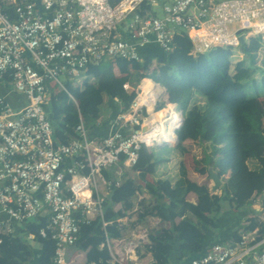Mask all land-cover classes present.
Wrapping results in <instances>:
<instances>
[{"label":"built area","instance_id":"built-area-1","mask_svg":"<svg viewBox=\"0 0 264 264\" xmlns=\"http://www.w3.org/2000/svg\"><path fill=\"white\" fill-rule=\"evenodd\" d=\"M242 34L264 38V0H0V79L27 98L16 108L0 92V212L7 215L5 222H30L49 213L40 233L56 241L51 264H77L68 257V247L80 240L83 223L99 218L113 262L157 264L150 228L138 225L117 238L108 234L104 189L120 186L123 171L109 180L104 169L122 163L133 171L143 145L177 141L155 140L149 132L163 123L152 116L164 108L159 103L165 87L153 77H143L136 86L125 81L124 89L135 96L128 107L115 98V129L92 138L79 112L77 136L62 144L55 141L46 104L57 88L68 90L65 82L82 80L91 65L143 60L138 48L146 44L170 52L186 35L191 53L198 55L215 47L240 48ZM147 79H154L162 93H148ZM179 112L175 133L183 124ZM191 264H264V239L216 242Z\"/></svg>","mask_w":264,"mask_h":264},{"label":"trees","instance_id":"trees-1","mask_svg":"<svg viewBox=\"0 0 264 264\" xmlns=\"http://www.w3.org/2000/svg\"><path fill=\"white\" fill-rule=\"evenodd\" d=\"M263 45L262 37L245 39L240 48L244 58L233 61L234 50L231 47H215L193 55L190 38L186 35L179 36L174 50H164L165 54L155 59V68H152L153 58L141 61L119 60L116 66L119 73L124 75L120 77L117 76L114 62L107 61L98 67L96 80L86 81L83 88L74 87L67 81L66 87L77 99L79 109L70 102V95L66 90H60L49 105L52 119L66 118L65 123H69L68 131L72 136L75 135L74 128L80 120L79 111L88 119L87 126H91L92 120L96 121L102 117L107 98H111V94L104 89L105 84H119L118 90L112 95L116 113L119 111L116 97L128 107L135 96L134 91L124 89L125 81L153 77L166 87V100L171 104L168 103L163 109L155 111L152 118L161 121L168 110L167 106L170 104L175 107L173 103H177L185 116L183 124L177 130V148L185 151L186 139L198 140L205 156L196 160V170L207 174L209 169L213 168L223 180L220 196L211 194L206 183L199 184L187 177L179 179L174 185L170 180H163L155 188L146 181L147 187L155 196L163 193L165 198L171 201L169 215L162 210L160 203L150 212L160 215L163 219H170L172 231L181 241L183 255L197 251V245L205 242L206 231L215 223L213 214L222 209L226 199L241 208L264 193V105L260 100L261 94L264 95V65H253L247 60ZM130 69H135L137 75L129 74ZM96 70L90 66L87 73L92 74ZM250 81L256 94H250L247 89V83ZM223 83L226 85V92L219 95L217 89ZM177 124L170 128L175 135L174 128ZM62 140L68 141V136L62 137ZM160 160L162 158L156 157L154 150L149 152L143 145L135 168L141 169L140 174L146 179L147 173L153 168V162ZM104 172L107 176L111 175V169H104ZM137 187L133 179L124 176L120 186H115L105 201L104 218L113 220V223L107 226L110 236L121 235L116 219L124 217L133 206L131 198L135 195ZM191 191L197 194L195 203L186 197ZM118 203H123L124 208L116 209ZM181 216L183 218L176 221V218ZM49 218V213H42L35 220L25 222L24 228L16 235L0 232V264H24L34 259V249L27 240L29 233H33L42 243L41 262H53L56 241L49 234L42 236L40 233L41 228L48 225ZM99 223V218L91 223H83L80 238L91 232ZM104 233L105 231L100 229L88 238L87 242L91 245L88 252L89 261L110 264L107 261V248H98L105 240ZM152 240V251L157 263L167 264V254L171 250V244L167 242L168 237L164 234L154 235Z\"/></svg>","mask_w":264,"mask_h":264},{"label":"crops","instance_id":"crops-1","mask_svg":"<svg viewBox=\"0 0 264 264\" xmlns=\"http://www.w3.org/2000/svg\"><path fill=\"white\" fill-rule=\"evenodd\" d=\"M232 49L234 50V48ZM154 59L155 58H153V60ZM100 65L98 66L91 65L95 67L97 70L92 74H88L87 72L90 68L89 67L88 70L84 73L83 78L84 79L94 78L96 80L99 70L98 67ZM115 71L117 72L116 65H115ZM142 78H140L139 81H131V82L134 86H136L140 83ZM147 80H153V79H147ZM145 81L146 80H144V83ZM71 84L73 85V82H71ZM0 92L3 95H5L9 101H12V99L9 98L10 95L20 94L13 89L12 85L4 84L2 82V79H0ZM165 95L167 96L166 87H165ZM26 103H27L26 100L24 101L18 100L17 104L15 105L18 107H22ZM171 108L175 109V107L170 105L161 122L165 119L167 113L171 110ZM115 109L116 107L114 108V116L116 115ZM181 110L183 112L182 108ZM114 116L111 117L110 120H107L105 122L103 129L104 131L101 129V127H98L96 129L99 135L96 134L91 135V131H90L91 126H87L88 119L84 117L87 131L89 132V136L92 138L102 137L107 135L109 132L113 131V129H115L113 122ZM50 118L54 125V129H55L54 138L57 144L67 143L72 138L77 136V133L75 131L76 127L74 128L75 135L72 136L70 135L68 131L69 123H65L66 118L62 120H53L51 116ZM176 123L178 122H175L174 124ZM99 124L100 122L98 123V125ZM174 124H171L169 128ZM125 131L128 132L130 130H125ZM65 136H68V141L62 140V137L64 138ZM178 141L179 139L177 138V141L173 144L155 145L151 147L145 145L148 148L149 152L151 150H154L156 157L162 158V160H160L157 163L153 162L154 164L153 168L151 169L150 172L147 173L146 179H144V177L141 176L140 174L141 169L135 168V170L131 171L129 169H126L122 163H120L117 166L115 165L114 167L108 168L111 169L110 176H107V174L104 172L105 176L109 180H113L117 176V170H122L123 174L121 176V183L124 179V176H126V178L133 179L136 183V186H138L135 195L131 198L133 206L130 209H128L124 217H119L116 219L119 225L120 224L122 225V227L121 225L119 226L120 227L119 230L121 233L120 236H122L124 233L127 234L128 232H130V229H133L138 225H142L146 228H150L151 229L150 233L152 238L154 235L156 236H160L163 234L166 235L169 239L167 242H170L171 244V250L167 254V264H168L169 255L174 250V248H177V253L175 256L176 257L175 261L177 264H181L179 262H183L186 259H190L189 262L191 264V260L193 258L201 256V254L205 253L212 246V244L216 242H222L226 245H234L247 236L250 239V244H255L261 241L262 239H264V193L260 195L258 198L256 199L254 198L251 202H248L245 206H242L241 208L236 207L234 203H230L226 199L225 202H223L222 209L213 214L215 218V223L210 227L208 231H206L207 233L205 237V242L202 244H198L197 251L191 253L190 255L182 254L181 241L178 239L177 234H175L172 231L170 219H163L160 215L150 212V210L155 205L160 203L162 210L169 215L168 208L171 206V201L168 198H165L163 193H160L159 195L155 196V193H153L147 187L146 181L152 184L155 188V186L161 184L163 180H170V182H172V184L174 185L179 179L183 177H187L188 179L198 182L199 184L206 183L210 188L211 194H218L219 196L222 194V186L217 190H214L213 189L214 182L210 176V172H208L207 174H203V173H199L196 170V163H195L197 162L196 160H201L205 156V152L199 141L193 139H186L184 141V146L185 148H187V150L185 151H182L179 148H177ZM192 145L194 146L197 145L196 148H198V150L192 148ZM113 189L114 187L104 189V193H105L104 195L106 201L109 198L110 194L113 192ZM196 196L197 194L191 191L188 193L186 197L188 198V200L195 203L197 201ZM123 208H124L123 203H118L116 205V209H123ZM182 218L183 216L178 217L176 218V221H180ZM6 220H7V215L3 212H0V232L2 233L16 235L20 233L22 228H24V223L22 222L12 221L10 222V224H7L5 222ZM110 221H111L110 224H112L113 220ZM8 227L10 228V231L8 230ZM100 229H103V225L101 222L91 232L86 233L85 235H89V237L94 236ZM120 236H111V237L117 238ZM27 240L34 249V259L24 264H44L41 262V255L43 253L42 243L35 238V235H33V233L27 234ZM79 242L73 246L68 247L67 254L69 258L74 259L77 264H103L102 261H98V263H96V261L94 260L89 261L88 252L91 248V245L87 241L82 242V244H80ZM104 247L107 248V253L109 254V258L107 259L108 263L110 264L117 263L112 261L110 250L107 246L103 245V242H101L100 245L98 246L99 249H103Z\"/></svg>","mask_w":264,"mask_h":264},{"label":"rangeland","instance_id":"rangeland-1","mask_svg":"<svg viewBox=\"0 0 264 264\" xmlns=\"http://www.w3.org/2000/svg\"><path fill=\"white\" fill-rule=\"evenodd\" d=\"M241 48V47H240ZM240 48H237V49H235V53H234V55H233V61H237V60H240V59H242V58H244V54L242 53V51L240 52ZM138 52H139V55H140V57L144 60V59H148V58H157L158 56H160V55H164L165 54V51H164V49L159 45V44H157V43H149V44H146L145 46H143V47H139L138 48ZM234 52V51H233ZM246 58V57H245ZM153 60V65H152V68H155L156 67V60ZM247 60H248V63H251L252 62V64L253 65H258V66H263L264 65V45L259 49V50H257V51H255V52H253L248 58H247ZM117 76H124V75H122L121 73H119V70L117 69ZM129 74L130 73H132V75H134V76H136L137 75V72H136V70L135 69H130L129 70V72H128ZM126 75V74H125ZM257 76H259V75H257ZM61 80L63 81V82H65V78L62 76L61 77ZM85 80L86 81H89V82H94L95 81V79L94 78H89V79H84V78H82V80H80V81H74L73 82V85L72 86H74V87H84V85H85ZM65 83H67V82H65ZM118 88H119V84H118V82H116V84L114 85L113 83H108V84H105L104 85V89L107 91V92H109V94H111L110 96H111V98H109V100H108V98H107V101H106V104H105V106H106V109L104 110V111H102V117L100 118V119H98V120H96V121H93L92 120V122H91V129H90V131H91V135H99V133H98V131L96 130L98 127H101V129L103 130L104 129V124H105V122L107 121V120H110L111 119V117H113L114 116V106H115V104H114V102H113V98H112V95L114 94V92L115 91H117L118 90ZM59 89H61V90H63V88H57L56 89V92L58 93L59 92ZM223 89L225 90V91H223ZM247 89H248V91H249V93L250 94H256V90H255V87H254V85L251 83V81L250 82H248L247 83ZM218 90V92L217 93H219V95L220 94H225V92H226V85H225V83H223V84H220V87L217 89ZM216 90V91H217ZM68 93H69V91L68 90H66ZM223 92V93H222ZM69 97H70V102L73 104V106L76 108V109H79V105H78V102H77V99L71 94V93H69ZM56 96V95H55ZM9 98H11L12 99V101H11V103L16 107V108H18V106H16L15 104H17V102H18V100H20V101H24V100H27V98H25V95L24 94H17V95H15V94H12V95H10V97ZM166 98H167V96L165 95L164 96V98L160 101V105H162L163 107H165L168 103H170L171 104V102H168L167 103V100H166ZM10 99V100H11ZM260 100L262 101V103H263V105H264V95L263 94H261V97H260ZM50 103H51V101H49V102H47V104H46V110H47V112H48V115L49 116H51V113H50V110H49V105H50ZM169 104V105H170ZM173 104H175V103H173ZM169 105L167 106V108L169 107ZM166 108V109H167ZM165 109V110H166ZM175 109L177 110V111H181V107L178 105V104H175ZM115 111H116V109H115ZM153 117V116H152ZM100 122V124L98 125V123ZM175 122H172V121H170L169 122V126L171 125V124H174ZM101 124H103V125H101ZM166 128V130L167 131H169L170 133H172V131L170 130V128L169 127H167V125L165 126ZM136 128V126L135 125H133L132 126V129L131 130H133V129H135ZM169 128V129H168ZM104 131V130H103ZM176 137V136H175ZM177 139V137L175 138V140ZM174 140V141H175ZM197 146V145H196ZM196 146H194V145H192V148H194V149H196V150H198V148H196ZM195 162V161H194ZM17 224H19V223H17ZM17 226H19V225H17ZM98 233V232H97ZM88 237H89V235H85V236H82V238L78 241L80 244H82V242H86L87 241V239H88ZM77 242V243H78ZM176 253H177V248H174V250L170 253V255H169V258H168V264H177L176 263V261H175V256H176ZM190 259H186V260H184L183 262H179V263H181V264H190Z\"/></svg>","mask_w":264,"mask_h":264},{"label":"bare ground","instance_id":"bare-ground-1","mask_svg":"<svg viewBox=\"0 0 264 264\" xmlns=\"http://www.w3.org/2000/svg\"><path fill=\"white\" fill-rule=\"evenodd\" d=\"M143 86L146 90H150V92L148 93H152L153 96H156L159 93H162V90H163V88L160 85H158L156 82H154L153 80H146ZM168 113H169V117H168L169 122L170 121L179 122L181 120L180 112H178L176 109L171 108V110ZM167 116L168 115H166V117ZM164 120L162 121L163 122L162 125L158 127L156 126L155 128H152L151 130H149L150 135H154L155 140H159V141L166 140V141L174 142L176 135L173 132L170 133L169 131L165 129L166 124L164 123ZM158 131H160L162 134L161 135L158 134Z\"/></svg>","mask_w":264,"mask_h":264},{"label":"water","instance_id":"water-1","mask_svg":"<svg viewBox=\"0 0 264 264\" xmlns=\"http://www.w3.org/2000/svg\"><path fill=\"white\" fill-rule=\"evenodd\" d=\"M245 41V36L242 34L241 35V42L243 43ZM182 113V122H184L185 118H184V114L183 112ZM177 134V132H176ZM178 138V136H177ZM209 172H210V176L211 178L213 179V182H214V185H213V189L214 190H217L218 188H220L223 184V180L221 178V176L218 174V172H216L213 168H210L209 169Z\"/></svg>","mask_w":264,"mask_h":264}]
</instances>
